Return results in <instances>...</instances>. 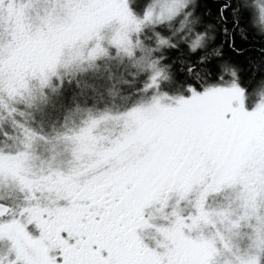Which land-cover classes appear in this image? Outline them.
<instances>
[{
    "label": "snow or ice",
    "instance_id": "6c2138e0",
    "mask_svg": "<svg viewBox=\"0 0 264 264\" xmlns=\"http://www.w3.org/2000/svg\"><path fill=\"white\" fill-rule=\"evenodd\" d=\"M0 264H264V0H0Z\"/></svg>",
    "mask_w": 264,
    "mask_h": 264
}]
</instances>
